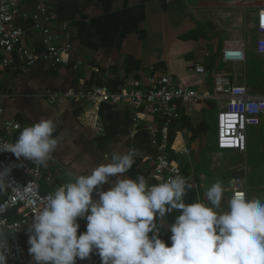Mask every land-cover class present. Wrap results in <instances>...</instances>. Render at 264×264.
Returning a JSON list of instances; mask_svg holds the SVG:
<instances>
[{
    "label": "crops",
    "instance_id": "1",
    "mask_svg": "<svg viewBox=\"0 0 264 264\" xmlns=\"http://www.w3.org/2000/svg\"><path fill=\"white\" fill-rule=\"evenodd\" d=\"M50 5L57 24H69L73 46L69 58L56 68L39 61L26 73L18 64L0 73V107L5 120L25 128L42 118L58 116L53 135L62 139L52 153L55 163L43 165L53 179L51 187H43L44 192L91 173L113 153L129 149H136L138 155L124 176L133 180L144 176L150 183L154 173L155 151L147 127L158 124L156 119L140 110L143 119L136 123L138 111L133 106H96L65 97L69 91L103 87L117 94L134 81L158 74L177 78L200 95H213L214 75L226 72L234 85H245L252 96L264 97V55L257 52L258 14L264 9V0H50ZM24 8L33 13L35 2L29 0ZM19 24L25 31L24 45L43 53L41 34L29 23ZM237 46L244 47L245 61L224 63V48ZM198 66L206 73L191 72ZM55 95L60 97L54 99ZM218 102L207 99L191 111H182L171 128V159L192 185L184 202H206L208 188L220 182L227 189L220 210L227 211L233 194L231 181L238 174L247 179L248 199L264 202V151L256 147L260 143L264 147V114L260 126L248 130L246 153L224 154L217 148V132L212 146L207 138L213 131L207 119L220 109ZM208 127V132H201ZM185 148L191 150L189 156L179 154ZM20 173L19 177L28 179ZM102 187L107 191L109 185ZM94 198H98L95 193ZM179 215V210H173L157 221L159 236L167 246H171L169 227ZM78 222L79 235L87 221ZM30 263L34 264L32 259Z\"/></svg>",
    "mask_w": 264,
    "mask_h": 264
},
{
    "label": "clouds",
    "instance_id": "2",
    "mask_svg": "<svg viewBox=\"0 0 264 264\" xmlns=\"http://www.w3.org/2000/svg\"><path fill=\"white\" fill-rule=\"evenodd\" d=\"M57 118H42L23 128L14 143L0 144V153L46 166L62 139L53 135ZM137 155L136 149L115 152L107 163L46 197L27 228L34 264H77L93 254L101 264H264V202L234 191L228 210L221 211L227 189L216 182L206 191V202L186 204L192 185L184 177L149 185L144 176H124ZM13 167L0 170V191ZM173 210L180 215L169 227L167 246L157 234V221ZM80 219L87 224L78 235ZM6 237L0 230V264H8Z\"/></svg>",
    "mask_w": 264,
    "mask_h": 264
},
{
    "label": "built area",
    "instance_id": "3",
    "mask_svg": "<svg viewBox=\"0 0 264 264\" xmlns=\"http://www.w3.org/2000/svg\"><path fill=\"white\" fill-rule=\"evenodd\" d=\"M28 1L0 0V73L14 68L17 64L20 71L26 73L39 61L56 68L65 63L72 51L69 24H57L50 0H33L35 2L33 13L24 10ZM20 22L29 23L32 29L41 34L43 53L37 54L24 45L25 31ZM257 33L260 37L257 52L264 55V9L258 14ZM222 60L224 63L244 62V47L224 48ZM191 72L203 75L206 70L198 66ZM214 89L216 94L200 95L192 89L185 88L177 78L152 74L145 81L132 82L128 90L117 94L110 93L103 87H94L89 92L69 91L64 96L86 100L96 106L102 103L133 106L138 111L134 119L136 123L143 119V112L156 119L158 124L147 127L155 151L154 173L149 185H155L169 178L183 177L181 166L171 159V128L181 119L182 111H191L194 106L207 99L219 101L217 148L220 151L246 153L249 128L261 124L264 97L252 96L245 85H234L226 72L214 75ZM59 97L55 95L54 99ZM22 129L23 126L19 122L5 120L3 109L0 107V144L14 143ZM179 154L189 156L191 150L185 148L180 150ZM47 161L55 163L54 156L51 154ZM9 165L15 167L7 177L8 185L0 191V230L7 234L8 264H31L27 228L33 215L45 206L46 197L65 183L44 192L43 187L45 185L51 187L53 179L45 173L43 165H36L23 158L17 160L10 152L0 153V170ZM19 171L25 177L28 176V179L19 177ZM231 189L232 193L242 191L247 196V179L243 177L233 179ZM157 234H160L159 229ZM77 264H101V259L93 254L83 261L78 259Z\"/></svg>",
    "mask_w": 264,
    "mask_h": 264
},
{
    "label": "rangeland",
    "instance_id": "4",
    "mask_svg": "<svg viewBox=\"0 0 264 264\" xmlns=\"http://www.w3.org/2000/svg\"><path fill=\"white\" fill-rule=\"evenodd\" d=\"M187 9V8H186ZM187 11H189L188 9H187ZM219 108H218V111L215 113H212V115H209V117H208V122L210 123V125H211V127H212V129H213V131H212V134H210V136H208L207 138H208V141L210 142V144H211V146L215 143V134H216V132H217V117H218V113H219ZM256 147L258 148V150H259V152L261 151V152H263L264 151V147H263V145H262V143H260V144H256ZM224 154H229V153H233V151L232 152H229V151H224L223 152ZM237 158V157H236ZM237 161V160H236ZM245 163V162H244Z\"/></svg>",
    "mask_w": 264,
    "mask_h": 264
},
{
    "label": "trees",
    "instance_id": "5",
    "mask_svg": "<svg viewBox=\"0 0 264 264\" xmlns=\"http://www.w3.org/2000/svg\"><path fill=\"white\" fill-rule=\"evenodd\" d=\"M128 13V12H127ZM82 26V24H81ZM199 130V126L197 129H195V131H198ZM208 130H210V127H208V129L204 130V131H201V132H208ZM170 140L172 141L173 140V135L170 136Z\"/></svg>",
    "mask_w": 264,
    "mask_h": 264
},
{
    "label": "water",
    "instance_id": "6",
    "mask_svg": "<svg viewBox=\"0 0 264 264\" xmlns=\"http://www.w3.org/2000/svg\"><path fill=\"white\" fill-rule=\"evenodd\" d=\"M239 177H240V174H238L236 178H239ZM10 237H12V234H10Z\"/></svg>",
    "mask_w": 264,
    "mask_h": 264
}]
</instances>
